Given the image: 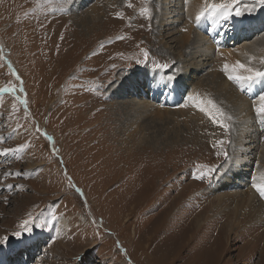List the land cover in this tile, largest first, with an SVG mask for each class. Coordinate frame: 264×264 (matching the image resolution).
I'll list each match as a JSON object with an SVG mask.
<instances>
[{"label": "rangeland", "instance_id": "obj_1", "mask_svg": "<svg viewBox=\"0 0 264 264\" xmlns=\"http://www.w3.org/2000/svg\"><path fill=\"white\" fill-rule=\"evenodd\" d=\"M125 1L0 0V87L15 84L16 95L26 93L28 100L25 109L11 93H0V147L18 148L7 156L0 154V237L9 236V241L0 245V264H264V224L252 231L247 227L250 216L239 218L241 214L237 216L234 211L235 198L221 199L251 187L257 161L260 168L263 165L264 129L240 130L250 117L241 118L239 109L232 108L240 128L233 141L231 132L225 134V141L233 143L222 147L229 156L243 151L241 156L249 163L241 175L223 185L222 180L213 181L221 169L205 180L196 179L200 174L197 165H222L225 158L220 145L213 155L207 145L199 144V138L194 137V141L185 118L179 115V108L188 110L182 105L190 95L186 91L189 84L194 89L201 81L207 88L214 85L204 93L221 107H225L224 102L232 106L223 92L217 93V84L228 80L219 65L239 60L235 55H242L246 45L254 44L250 46L252 56H264V39L258 42L264 36V6L234 18L248 22L257 19L259 27L251 24L232 30L228 24L213 32L208 30L210 22L203 21L201 27L187 15L189 2L185 4V0H160L164 1L162 8L149 0L151 19L139 14L144 0H134L131 7ZM167 6L173 17L161 14ZM94 8L99 20L92 26L87 21ZM117 12H122L123 18ZM186 27L194 34V43L182 55L178 38ZM94 31L98 37L92 47ZM70 42L74 43L71 47L63 45ZM239 47L244 49L236 52ZM53 48L63 49L64 64L63 70L54 73L57 62L48 65L49 57H54L49 51ZM141 49L149 52L145 63L137 62L144 59ZM226 49L233 56L228 57ZM165 50L170 52L168 56ZM154 60L175 64L169 69H155ZM9 61L20 80L12 75ZM188 63L195 65L186 82ZM253 64L261 67L258 59ZM176 68L181 73L170 87L156 86L161 76ZM65 71L68 73H60ZM129 79L140 95L129 90L121 96L116 87L125 85L128 90ZM21 86L24 92L19 91ZM237 92L252 103L247 93ZM147 102L152 105V114L140 117H147L142 123L148 128L145 132L152 134L155 127L150 126L155 120L160 127L154 146L136 141L137 135L129 142L132 129H123L127 122L133 120L135 124L138 104ZM157 108L173 109L167 117L169 122L157 118ZM190 116V121H197L196 115ZM174 119H181L180 127H174ZM252 124L258 126L254 119ZM196 125H200L198 121ZM53 148L58 151L53 152ZM5 172L12 174L5 179ZM29 211L39 213L41 219L55 213L59 219L23 240L12 237ZM211 221L217 223L209 224L210 228L207 222ZM236 222L241 224L236 226ZM217 228H224L223 236L214 235Z\"/></svg>", "mask_w": 264, "mask_h": 264}, {"label": "bare ground", "instance_id": "obj_2", "mask_svg": "<svg viewBox=\"0 0 264 264\" xmlns=\"http://www.w3.org/2000/svg\"><path fill=\"white\" fill-rule=\"evenodd\" d=\"M109 3H116L117 2V0H107ZM156 1V3H155V5L157 6V7H159V5L161 6V2L162 3H164V1H160V0H155ZM127 4H133L134 3V0H126L125 1ZM202 3H203V0H189V4L187 5V11H186V13H187V15H189L190 16V18L191 17H193V18H195V16L197 15V13H198V11H199V9H200V7H201V5H202ZM166 4H168V3H166ZM119 5V4H118ZM123 5V4H122ZM120 7V6H119ZM160 8V7H159ZM161 8H162V6H161ZM169 7L167 6V9H165V10H160L161 11V14L162 15H164V16H168V15H171L172 16V12L168 9ZM124 9V8H123ZM98 10H96V8H94V9H92L91 11H90V15L88 16L89 18L91 17V19L89 20V21H87L89 24H91L92 26L95 24V21H97V20H99V14H98V12H97ZM185 11V10H184ZM159 10L157 9V11H156V15H160L159 13ZM172 13V14H171ZM105 17H107V16H105ZM173 17V16H172ZM164 18V17H163ZM189 18V17H188ZM167 19H168V17H167ZM166 20V19H165ZM176 21V20H175ZM173 22V21H172ZM185 22V21H184ZM187 22V21H186ZM164 23V22H163ZM162 23V24H163ZM182 24H184V23H182ZM187 24V23H186ZM256 25V26H258L259 27V22H258V20L256 19V20H252V21H250V22H248V21H244V19H242V21L240 20V19H233L230 23H229V25H232L231 27H230V29H232V30H241V28L243 27V26H249V25ZM257 24H259V25H257ZM165 25V24H164ZM164 27V26H163ZM183 27H184V25H183ZM183 27H180V28H183ZM191 27V26H190ZM201 27H203V21H202V23H201ZM187 28V27H186ZM224 28V27H223ZM263 28H264V26H263ZM162 29V28H161ZM179 30V29H178ZM76 31V30H75ZM185 32V31H184ZM192 31H190V30H188L187 32H185L184 34H182L181 35V37L180 38H178V39H181V49H183V53H181L182 55L184 54V53H188V49H190L191 47H192V45H193V40H192V36H194V34L192 35V33H191ZM98 32H96V31H94L93 32V34H91V36H90V38H93L94 40H93V44H92V47H94L95 45H96V43H97V40H96V37H98V34H97ZM194 33V32H193ZM228 33V30L227 29H225V32L223 33L224 35H226ZM77 35V34H76ZM196 35H197V33H196ZM195 35V36H196ZM78 36V35H77ZM205 36H207V35H205ZM192 37V38H191ZM208 37V36H207ZM89 38V39H90ZM194 39V38H193ZM202 39V38H201ZM264 39V36L263 37H261L260 39H258V42H261V40H263ZM60 40V39H59ZM238 40V39H237ZM178 41V40H177ZM206 41V40H205ZM204 41V42H205ZM203 42V41H202ZM84 43L85 44H88L87 42H86V40L84 41ZM201 43V42H200ZM212 43V42H211ZM236 43V42H235ZM53 44V43H52ZM74 43H72V42H70V44L68 45V44H66V43H63V45H65V46H67V48L68 47H71L72 45H73ZM85 44H83L84 46H86ZM198 44V43H197ZM205 44H206V42H205ZM58 45V44H57ZM199 45V44H198ZM250 46H254V44H251ZM249 45H246V50L243 52V54L242 55H240L239 53V57H238V55H237V53H236V55L235 56H237V59L239 58V60H241V59H243V61L244 62H247L248 61V57L249 56H252V52H251V50H250V47ZM196 47H198V46H196ZM200 47V46H199ZM90 48V46H87V49H89ZM96 48V47H95ZM209 47L207 46V49H208ZM92 49V48H91ZM237 49V48H236ZM244 48L243 47H239V49L236 51V52H240V51H242ZM205 50V49H204ZM209 50V49H208ZM232 50V49H231ZM48 51V50H47ZM49 51H53V58H50L49 56H50V54H48V53H46L45 54V56H48L49 57V59H50V62L48 63V65L49 64H51L52 62V64H54V61H56L57 62V66H58V68H56L54 71H53V73L54 72H56V71H61V70H63V59H62V57H61V55H62V51H63V49H61V50H59L58 48H53V50H49ZM88 51V50H87ZM93 51H94V49H93ZM202 51V50H201ZM205 51H207V50H205ZM165 52H166V50H165ZM164 52V53H165ZM203 52V51H202ZM210 52V50L208 51V53ZM167 53V56H168V54H170V52H166ZM190 53V52H189ZM201 53V52H200ZM207 53V52H206ZM86 54H87V52H86ZM212 54V53H211ZM226 54L228 55V57H231V55L233 54V52L231 53V51L229 50V51H227V49H226ZM172 55V54H171ZM188 55V54H187ZM210 55V54H209ZM213 55V54H212ZM216 55H217V53H216ZM222 56H223V54H222ZM233 56V55H232ZM189 57V56H188ZM191 57V56H190ZM199 56H197V58H198ZM210 57H211V55H210ZM214 57V56H213ZM166 58V57H165ZM196 58V57H195ZM206 58V57H205ZM215 58H217V57H215ZM175 59V58H174ZM236 59V60H237ZM59 60H60V64H58V62H59ZM168 60V59H167ZM175 60H177V59H175ZM196 60V59H195ZM212 60H213V58H212ZM233 60H235V58H233L231 61H233ZM190 61V60H189ZM214 61H216V60H214ZM213 61V62H214ZM217 61H218V59H217ZM228 61V60H227ZM242 61V60H241ZM205 62V61H204ZM223 62H225V61H223ZM203 63V62H202ZM222 63V62H221ZM204 64V63H203ZM207 64V63H206ZM220 64V63H219ZM218 64V65H219ZM179 65V64H178ZM195 64L194 63H188V68H186V71H188V72H186V74H184V79H183V81H188L187 80V76H188V74L190 75L192 72H193V69H191V67L192 66H194ZM201 65V64H200ZM217 64L215 65L216 67L218 66ZM221 65V64H220ZM219 65V68H220V70H221V66ZM223 65V64H222ZM257 65V64H256ZM194 68V67H193ZM218 68V67H217ZM219 68L217 69V70H219ZM177 69V68H176ZM146 70V69H145ZM184 71V70H183ZM60 73H62V74H64V73H68L67 71H65V72H60ZM179 73H181V71H180V69H179ZM179 73H177V74H179ZM70 74V73H69ZM69 74H67L68 76H69ZM121 75V74H120ZM163 75V74H162ZM125 76V75H124ZM118 77V76H117ZM160 77V76H159ZM119 78V77H118ZM118 78H116V79H118ZM137 78V77H136ZM209 78H211V77H209ZM214 78V77H213ZM217 79H218V81H220V78H218V77H216ZM216 78H214V79H216ZM225 78V77H224ZM227 78V77H226ZM225 78V79H226ZM212 81H214L213 79H211ZM222 80V79H221ZM118 81V80H117ZM151 81V80H150ZM204 81H206V80H204ZM216 81V80H215ZM202 82V81H201ZM199 83V84H197L196 85V87L193 89L192 88V84H189L190 85V87L189 88H187L186 89V91H189L190 92V94H193V93H197V92H199V93H201V94H203L206 90L208 91L209 90V88L211 87V86H214V85H210L208 88L206 87V85L205 84H203V83ZM129 89L127 90L125 87V85H123L122 87H120V85L119 86H117L116 88L118 89V91H121L122 92V95L121 96H125V95H127V93H128V91L129 90H133L134 91V93L137 91L136 90V88L135 87H133V84H134V82L133 81H130V79H129ZM157 86V85H156ZM217 86L219 87L220 86V88L217 90V93L218 92H223L222 94V96L224 97V96H226V99L228 100V101H230L231 102V104H232V106H229L226 102H224L225 103V107H224V109H225V111L226 112H229V113H231L232 115H233V109L232 108H234L235 109V107H236V109H239V111H240V113L243 115L241 118H245V117H250V119H247V121H245L244 122V126H243V128L242 129H240V130H245L246 131V129L248 130L249 129V131H256V130H258L259 129V125L258 126H256V125H253L252 124V120L254 119L255 120V115H254V113H253V108H252V103H250L247 99H245V97L240 93V92H237V87H236V85L235 84H233L231 81H229V80H226V81H223V82H220V83H218L217 84ZM111 88V87H110ZM174 88L176 89L177 88V84L174 86ZM181 88H184V85H182V87ZM145 89V88H144ZM221 89V90H220ZM127 90V91H126ZM146 90V89H145ZM214 90V89H213ZM212 90V91H213ZM153 91L155 92V88L153 89ZM124 92V93H123ZM140 92L141 91H137V94L138 95H140ZM216 93V92H215ZM181 96V95H180ZM217 97V96H216ZM223 97H218L219 98V100L220 99H222ZM177 98H179V97H177ZM212 98V97H211ZM123 99V98H122ZM172 99H174V97H172ZM118 100V99H117ZM125 100V99H124ZM131 101V100H130ZM133 101V100H132ZM224 101V100H223ZM151 102H152V100H151ZM153 102H155V101H153ZM161 102V101H160ZM124 102L122 101V102H120L119 104L121 105V104H123ZM126 103V102H125ZM145 103V102H144ZM229 103V102H228ZM118 104V103H117ZM127 104V103H126ZM131 104V103H130ZM149 104H151L150 102H147L146 104H144V105H142V104H138L139 106L137 107V109L135 110V111H137V113H136V115L138 116V120H136L135 121V124H133V123H131V122H127V123H125L124 125H123V129L124 130H126V131H128V130H130V129H132V132L128 135V140H129V142H131V141H134L133 139V137L134 136H138L137 137V139H136V141L137 140H139L140 139V142H142V141H145L146 143H147V145L148 146H154L155 144H157V139L159 138V130H160V127L158 126V124H157V122H156V120H155V122H154V125H152V126H150V127H155V128H153V131H152V134H150V132H145L144 130H148V128H145L144 126H142V123H144V121L145 120H147V117H140V116H142V115H144V113H146V114H149V115H151L152 114V112L151 111H153V110H151V109H149V108H151L152 107V105H149ZM179 104V103H178ZM177 104V105H178ZM230 104V105H231ZM125 105V104H124ZM176 105V104H175ZM126 106V105H125ZM133 106V105H132ZM154 106H156V105H154ZM116 107H118V106H116ZM129 107V106H128ZM158 107V106H157ZM171 107V106H170ZM180 107V106H179ZM229 107V108H228ZM166 108V107H165ZM184 108V107H183ZM188 108V110L187 109H180L179 108V110H180V112H179V115H180V118L183 120V118H185V121H183L186 125V127L188 128V134L190 135V136H192V139H194V141H195V138H199L200 139V141H199V144L200 145H207L208 147V149L210 150V151H212V154L214 155L215 154V152H217V147L219 146V145H217L216 147H213V144L216 142V141H219V138L220 139H222V140H225V132L223 133V135L221 136V132L223 131V129L222 128H220L219 126H217V125H215V124H213L212 123V121L204 114V113H202V112H200L197 108H195V107H193L191 104L187 107ZM158 109V108H157ZM156 109V110H157ZM134 110V109H133ZM175 111H176V108L174 109ZM171 111H173V109H158L157 110V118H159V119H161L162 121H165V122H169V121H167V117H169L168 116V114H169V112H171ZM178 112V111H177ZM190 112L192 113V114H194V115H196L197 117H198V119H197V121H198V123L200 124V125H196V122H194V121H190V119H191V116L190 115H192V114H190ZM115 113V112H114ZM117 113V112H116ZM156 113H153V114H156ZM120 114V113H119ZM145 114V115H146ZM132 115H134L133 113H132ZM135 115V116H136ZM245 116V117H244ZM188 117V118H187ZM119 119V118H118ZM149 119V118H148ZM181 119H174V120H172V121H174V127H180V125H178V122H181ZM192 120V119H191ZM119 122V121H118ZM125 122V121H124ZM153 122V121H152ZM152 122H151V124H152ZM171 122V121H170ZM256 122V121H255ZM123 123V122H122ZM149 123V122H148ZM148 123H147V125H148ZM234 127H233V129L231 130V136H232V141L233 140H235V138L237 137V131H238V129L240 128V124L237 122V120H235L234 119ZM121 124V123H120ZM146 126V125H145ZM199 126V127H198ZM255 126L257 127V128H255ZM116 127H119V126H116ZM157 128V129H156ZM196 128H199V129H196ZM119 129H121V128H118V130ZM216 130H219V132L217 133L216 132ZM122 131V130H121ZM182 131V130H181ZM187 132V131H186ZM186 132H185V135H186ZM149 133V134H148ZM178 132H176V134H177ZM185 135H183V136H185ZM176 137V138H175ZM195 137V138H194ZM133 138V139H132ZM172 138V140H174V139H177V135L176 136H172L171 137ZM179 138V137H178ZM191 138V137H190ZM238 140V139H237ZM226 145H227V142L225 143ZM224 144V145H225ZM133 145V144H132ZM144 151H147V152H151V151H149V147H144ZM241 152V151H240ZM240 152H235L233 155H232V157H233V159L228 163V165H227V167L225 168V170H224V168L217 174V176H215L214 175V178H213V181H214V183L216 182V183H218V182H220L221 180H222V184L223 185H225L227 182H229L231 179L233 180V177L235 176V175H241V172H243V170L242 169H245L244 167H245V165L247 164V163H249V162H245V159H244V157L243 156H241V154H243V151H242V153L240 154ZM245 154V153H244ZM262 157V156H261ZM218 158L220 159V155H218ZM248 159V158H247ZM262 159V158H261ZM225 160V159H224ZM262 161V167H261V169H264V159L263 160H260V162ZM250 165V164H249ZM250 168V167H249ZM244 177V176H243ZM239 178V177H238ZM205 180V179H204ZM227 180V181H226ZM239 181V180H238ZM247 181V179H245V182ZM240 182V181H239ZM243 182V181H242ZM213 183V182H212ZM238 183V182H237ZM203 185V184H202ZM240 185V184H239ZM247 185V184H246ZM199 192V191H198ZM218 197V196H217ZM221 198V197H220ZM219 198V199H220ZM233 198H235V201H237L236 203H235V205H236V208L234 209V211L237 213V216H238V214H241V215H239V218H240V216H241V218H243V217H246V216H250V220H249V223H248V226L247 227H249L250 226V228L252 227V231H255V229L257 230L258 229V227H260L262 224H264V198H261L256 192H255V190L252 188V187H249L247 190H245V191H239V190H237L236 192H234V193H231L230 195H227V196H225L224 195V197L223 198H221V199H224V200H232ZM220 199V200H221ZM225 202V201H224ZM233 202H234V200H233ZM230 204V203H229ZM237 218V217H236ZM243 220V219H242ZM197 222V221H196ZM235 222V221H234ZM240 222V221H239ZM239 222H236V223H234V225H236V226H238V225H240L241 223H239ZM190 223V222H189ZM215 223H217V221H215V222H213V221H211V222H207V226H209V224H212L213 226L215 225ZM211 225V226H212ZM211 226H209L210 228H211ZM197 229V228H196ZM248 230V229H247ZM224 228L222 229V230H220V228H217V230H215L214 231V235H216V236H223V234H224ZM199 234V233H198ZM250 234V233H249ZM186 237V236H185ZM185 237H182L183 238V240H182V242H184V240H185ZM238 236H236V237H234V238H232V242L233 241H235L236 240V238H237ZM263 237V236H262ZM215 242V241H214ZM186 244H184V246H185ZM232 245H233V243H231V247H232Z\"/></svg>", "mask_w": 264, "mask_h": 264}, {"label": "snow or ice", "instance_id": "obj_3", "mask_svg": "<svg viewBox=\"0 0 264 264\" xmlns=\"http://www.w3.org/2000/svg\"><path fill=\"white\" fill-rule=\"evenodd\" d=\"M189 0H185L187 4ZM149 0H144V6L139 9V14L151 19L152 18V8L148 6ZM129 7L132 5L129 4ZM258 6H264V0H203V3L195 16V22L197 25H200L202 21L210 22L211 27L209 31L215 32L218 27H226L234 18L244 17L245 15L251 14L256 11ZM116 15L120 18H123L122 12H117ZM183 31L187 32L188 29L184 28ZM220 35V33H217ZM122 39L123 37H118ZM144 59L138 60V63H145L148 60L149 52L146 49H141ZM261 67H257L253 64V61H257ZM175 64V61L169 62H156L153 61V67L155 69H169L172 65ZM9 69L16 80H20L19 75L16 73L15 69L12 68L11 62H8ZM115 67V65H113ZM227 79L231 81L236 87L244 93H247L252 100V108L255 115V121L257 124L264 129V56L257 58L256 56H249L247 62H241L240 60L235 61L234 63L225 62L221 69ZM179 72V69H174L172 73L165 76H161L160 80L157 81V86L161 87H170L172 82L175 81L176 75ZM22 84V81H21ZM20 92H24L23 87L19 89ZM17 87L15 84L9 83L4 87H0V93H11L15 99L27 109L28 100L26 98V93L23 97L16 95ZM189 103L197 108L200 112L204 113L213 124L219 126L223 129L225 134L231 132L234 127V116L226 112L223 107H221L211 96L207 93L201 94L199 92L193 93L187 96V101L183 104V107H188ZM16 108V105H13V109ZM47 135V133H45ZM3 137H0L2 140ZM49 139H53L49 137ZM231 145L233 142L231 140H219L213 144V147L217 145L221 146V152L225 158V162L222 165H215L209 167L207 165H197V171L200 173L196 176V179H204L217 169H223L227 167L228 161L233 159L232 156H229L227 150L223 149L225 143ZM18 148H3L0 147V154L7 156L9 153L17 152ZM58 149L53 148V152H57ZM221 152H218L217 155H220ZM257 171L251 176V187L255 192L261 197L264 198V169L260 168L259 161L256 163ZM207 169V171H202ZM12 173L5 172L4 178L7 179ZM20 175V173H16ZM69 185H72L71 179H69ZM8 188H11L12 185L8 184ZM20 187H23L22 185ZM78 192L81 190L76 189ZM82 194V193H81ZM7 197H4L5 202H7ZM35 207H39L36 205ZM59 218L55 213H52L49 218L41 219L40 214H34L32 211L27 213V218L22 219L18 224V230L11 233L12 237L17 238L18 240H23L26 236H31L36 229L50 228L53 225V222L57 221ZM57 235H59V230L57 229ZM9 241V236L4 235L0 237V245H3Z\"/></svg>", "mask_w": 264, "mask_h": 264}]
</instances>
